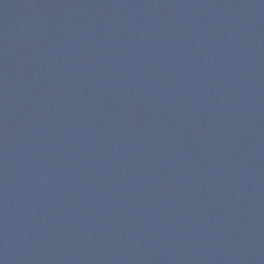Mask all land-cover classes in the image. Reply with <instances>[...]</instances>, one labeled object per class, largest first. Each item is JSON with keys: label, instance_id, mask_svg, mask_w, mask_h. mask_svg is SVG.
I'll return each instance as SVG.
<instances>
[{"label": "water", "instance_id": "obj_1", "mask_svg": "<svg viewBox=\"0 0 264 264\" xmlns=\"http://www.w3.org/2000/svg\"><path fill=\"white\" fill-rule=\"evenodd\" d=\"M0 264H264V0H0Z\"/></svg>", "mask_w": 264, "mask_h": 264}]
</instances>
